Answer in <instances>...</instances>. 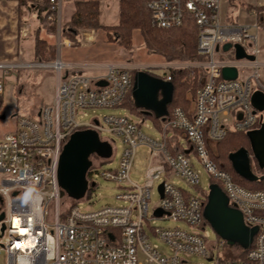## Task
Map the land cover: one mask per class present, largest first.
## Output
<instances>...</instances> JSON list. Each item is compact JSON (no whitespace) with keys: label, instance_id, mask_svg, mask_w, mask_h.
<instances>
[{"label":"built area","instance_id":"1","mask_svg":"<svg viewBox=\"0 0 264 264\" xmlns=\"http://www.w3.org/2000/svg\"><path fill=\"white\" fill-rule=\"evenodd\" d=\"M64 1L50 0L54 15L49 19L57 23L58 34ZM147 8L155 28L168 29L192 19L197 27V53L206 57L204 62L171 66L205 68L207 77L196 89L191 109L176 106L160 120L159 139L147 137L125 115H106L91 122L76 118L79 110L119 106L132 87L129 66L105 63L92 66L101 68V74L68 75L59 57L31 64L0 60V97L4 77L12 71L47 68L57 76L53 102L41 106L34 116H20L16 130L0 138V213L4 214L0 248L6 253V264H201L191 261V256L206 259L205 264H264V191L235 181L211 159L206 144L207 140H222L229 130L247 133L264 121V111L255 110L251 103L255 91L264 93L258 15L252 11L257 19L251 24H234L222 12V0H148ZM226 43L231 44L228 50L223 49ZM236 44L253 59H236ZM232 66L237 68V77L224 79L221 69ZM165 79H170L168 74ZM81 129L97 131L100 140L109 144L102 132L121 140L118 167L102 175L122 184L124 190L116 196L122 205L91 211L79 207L77 199L62 207L59 157L68 137ZM141 145L147 147L149 162L139 184L130 180L129 173ZM192 153L223 190L228 204L241 212L245 225L255 228L247 247L237 245L239 259L215 257L205 232L203 195L185 191L170 179L175 175L191 187L198 186L199 171L192 165ZM88 171L86 189L91 190L93 171ZM157 180L163 184V196L150 211L151 190ZM156 209L162 210L160 216L155 215ZM153 218L181 220L192 230L152 226ZM150 234L166 244L169 252L153 245ZM225 243L222 239L218 245Z\"/></svg>","mask_w":264,"mask_h":264},{"label":"rangeland","instance_id":"2","mask_svg":"<svg viewBox=\"0 0 264 264\" xmlns=\"http://www.w3.org/2000/svg\"><path fill=\"white\" fill-rule=\"evenodd\" d=\"M258 0H222V12L227 15V17L237 25L241 24H251L257 18L252 14V10H247L246 6H250L256 12L259 9L264 10L263 6L257 3ZM106 2V3H105ZM118 0H101V4L105 6L110 4L112 7L109 12H112V18L105 16L104 12L101 18V22L104 25L115 24L118 19ZM254 4H253V3ZM107 7V6H106ZM106 11V10H105ZM37 19V18H36ZM26 20H24L25 22ZM63 22V21H62ZM39 23L38 19L29 20V29L34 30L36 24ZM23 25V24H22ZM58 29V28H57ZM90 30L81 31L84 36L85 32H91ZM97 31L95 35V41L89 46L82 48L79 53L84 56L92 58L93 61H114V62H129L133 64L131 66V74L133 77V88L132 91L135 93V82L138 71H146L148 75L155 77L159 82H167L165 76L171 72V66L180 64L181 62L170 61L168 62L161 55L149 54L147 50L142 46L143 37L139 30L133 31V42L129 48L120 47L116 44H109L106 41L104 30H94ZM48 31L46 33L43 31L40 37L45 38L49 43L54 39L48 38ZM40 34V32H39ZM259 39L263 34L262 29L259 30ZM58 42L60 40L58 32L55 34ZM261 47V44H260ZM34 35L25 34L20 40V53L16 60L23 63H35L39 62L37 58L34 57ZM120 49V52H119ZM264 54V53H263ZM233 56V52H230ZM259 54L258 58H261ZM56 58V57H55ZM55 60V59H54ZM44 63H49L52 61H43ZM160 65H159V64ZM189 63V62H184ZM52 69L47 68H34V67H24L17 71H12L8 76L4 77V94L0 97V138H3L5 134L14 132L17 128L18 118L20 116H34L40 109L41 105L46 103H52L54 100V91L56 84V77L53 74ZM261 75L264 77V72L262 68H259ZM73 74H82L79 72ZM43 101V102H42ZM167 108L158 111L161 115L157 117L156 115H140L131 111L130 106H116L112 108L107 107H97L89 108L77 111L76 118L82 122H91L94 118L103 119L106 115H125L130 117L134 122H136L140 130L151 139H159L161 137L159 131V122L162 115H166ZM172 108L168 109L169 114ZM241 112V110H238ZM36 113V114H34ZM263 113V112H262ZM102 137H106L111 142L107 147L105 154L103 155L107 160L102 162L98 157L94 161L97 164L92 168V178L89 177L91 181V190L79 194L76 198L79 207L85 210H97L105 205H122L123 201L118 199L116 196L123 192L122 184H119L113 179H108L102 172L104 171H114L118 167V163L122 153V142L121 140L109 134L107 132L101 133ZM251 152V151H250ZM108 157V158H107ZM190 159L194 169L199 171V184L197 187H191L186 184V182L175 175H171V181L175 182L185 191L192 194H196L202 191H207L211 184H216V182L211 181L203 166L197 160L195 154L190 155ZM149 162L148 150L145 145H141L136 148L133 163L130 169L129 178L132 182L142 183L144 172L147 168ZM216 162V161H215ZM256 162L255 158L250 154V164ZM166 177L163 175L161 179ZM160 180H157L154 187L151 190V195L149 199L150 211L155 208L160 201V194L158 192V184ZM207 195V193H206ZM71 197L69 194H63L61 202L64 204H69L71 202ZM75 203V201H73ZM65 206V205H64ZM0 212L2 211V206L0 205ZM152 226L167 229L180 227L186 230H192V227L186 222L181 220L172 219H159L153 218L150 221ZM205 232L208 234V244L211 246V252L219 259H239V253L237 245H229L227 242L224 246L220 247L218 244L221 242L222 238L218 236L211 226L206 223ZM150 240L153 245L158 247L162 252L168 253V247L159 238L150 234ZM195 263L205 264L206 259L200 258L198 256H191L189 258ZM0 264H6V253L0 248Z\"/></svg>","mask_w":264,"mask_h":264},{"label":"trees","instance_id":"3","mask_svg":"<svg viewBox=\"0 0 264 264\" xmlns=\"http://www.w3.org/2000/svg\"><path fill=\"white\" fill-rule=\"evenodd\" d=\"M16 1L18 3L19 28L23 24L25 10H37L41 26L29 32V34L34 35V57L41 62L53 61L56 57V45L54 43H49L45 38L39 35L43 27H47V30L53 33V35L58 32L57 23L49 19L50 16L54 15L50 0ZM65 1H71L74 4V11L68 21H60L59 37L60 39L70 40L72 46H77L80 43L82 30L93 29L104 30L107 42L114 43L121 48H129L133 42V31L139 30L143 37L142 46L149 54L161 55L168 62H204L206 60V57L198 54L196 50L197 27L194 21L190 18H186L181 25L176 27L168 29L155 28L150 24V13L147 8L148 0H118V20L115 24L111 25H104L101 22L102 10L100 0ZM246 7L247 10L253 9L250 6ZM256 13L257 15H259V13L263 15L262 20H259L261 28L264 26V10L259 9ZM168 75L170 79L167 82L171 84V95L166 103L167 115H169L168 109H173L176 106H180L185 110L191 109L196 89L206 80V69L201 67L195 69L171 68V72ZM132 88L133 85L119 106H130L131 111L140 115H145L142 113L140 107L136 105ZM206 144L211 159L214 162L216 161L215 163L219 168L229 172L235 181L245 188L264 191V179L248 181L240 177L235 173L228 159L229 153L241 147H245L250 151L249 140L245 132L229 130L222 140L216 142L207 140ZM104 154L105 152L101 154L95 151L90 155V170L96 166V162L94 161L95 158L97 159L98 157L102 162L107 160L103 156ZM250 165L254 174L259 176L264 175V168H260L257 162ZM199 191L201 192V190ZM84 192H86V190ZM202 192L204 200L206 201L207 191ZM60 194L62 197L63 194L68 193L65 189L60 187ZM71 199V204H73V201L77 200L75 197H71ZM64 205L66 204L62 203V207H64ZM204 223L208 222L204 219Z\"/></svg>","mask_w":264,"mask_h":264},{"label":"water","instance_id":"4","mask_svg":"<svg viewBox=\"0 0 264 264\" xmlns=\"http://www.w3.org/2000/svg\"><path fill=\"white\" fill-rule=\"evenodd\" d=\"M231 48L230 43L223 45L224 50ZM218 49V48H217ZM234 56L236 59H253L252 55L246 54L244 49L234 45ZM221 74L224 79H235L238 75L237 68L223 67ZM162 90L163 98L156 99L158 90ZM144 98L140 100V95ZM171 95V84L159 82L151 78L146 72L138 71L135 82V93H133L136 105L147 109L144 114L153 113L159 117L158 111L166 108V103ZM147 100V101H146ZM251 103L257 111H264V93L255 91L251 96ZM167 112V111H166ZM249 140L250 151L241 147L228 154V159L235 173L248 181L264 179L252 172L250 165V154L255 158L258 166L264 168V121L260 127L246 133ZM109 146L106 141L100 140L98 132L93 129H81L74 131L63 144L58 162L59 186L73 197L84 193L87 187L86 175L91 165L90 155L93 152L104 153ZM160 197L163 196V184H158ZM155 215L162 214L161 209L154 211ZM4 217L0 213V220ZM203 217L215 231L229 245L247 247L252 240L255 228H249L243 221L239 210L228 204V198L217 184H211L208 188L206 202L203 208ZM4 229V224L0 231Z\"/></svg>","mask_w":264,"mask_h":264},{"label":"crops","instance_id":"5","mask_svg":"<svg viewBox=\"0 0 264 264\" xmlns=\"http://www.w3.org/2000/svg\"><path fill=\"white\" fill-rule=\"evenodd\" d=\"M255 4H258L264 7V0H258L257 3ZM100 6L102 10V15L104 12L105 16L107 17L109 16L112 18V12L110 13L109 10L110 11L114 10V9H110L113 5L111 6L110 4L109 5L106 4L105 6H103L102 4H100ZM73 11H74V4L71 1H64L61 7L60 21H63V22L68 21ZM252 11L254 10L252 9ZM262 13H259V15L257 16L258 20H262L263 18ZM18 18L19 17H18L17 1L16 0H0V60H16L18 58V54L20 53V40L23 36H25V34L30 32L31 30L29 29L30 26L28 24V21L29 20L37 21L38 19V22H39L37 10H25V14L23 15V18L26 21L24 22L23 20V25L20 28H19ZM39 26H41L40 22L36 24L34 29H36ZM260 29H262L263 34L260 36V39H259V42L261 44L260 54L262 53L261 58L259 60L261 62L260 68H262L264 72V54H263L264 53V26H262ZM46 30H47V27L41 28L39 35H41L43 31L46 33ZM22 31L25 32V34H22ZM47 33H48L47 36H49L48 38L54 39V44L56 45V57H59V59L67 65L64 71L65 74L73 75V73H76V72L86 74V75L101 74L102 73L101 68L92 67V66L102 65L105 63H117V64L129 66V67L133 65L125 61L123 62H118V61L117 62H114V61L95 62L92 60V58L84 56L83 54H80L79 51L82 48L89 46L91 43L95 41V35L97 34V31L92 30L91 32H85L84 36L82 35V39L77 46H72L70 40L68 39H60L58 42V39H56L55 34L53 35V33H51L50 31H48ZM50 42L53 43L52 41ZM108 43L113 44L110 42ZM119 52H120V49H119ZM50 71H52L53 74L55 75L56 83H57V76H56L55 71L53 70H50ZM261 77L264 81V77L262 75ZM55 87H56V84H55ZM140 109L142 113L143 111L147 110L141 107ZM236 114H238V116L240 115L239 112H236ZM145 115H155V114L152 111V113L145 114ZM166 116H168L167 112H166V115H162L160 120H162Z\"/></svg>","mask_w":264,"mask_h":264},{"label":"flooded vegetation","instance_id":"6","mask_svg":"<svg viewBox=\"0 0 264 264\" xmlns=\"http://www.w3.org/2000/svg\"><path fill=\"white\" fill-rule=\"evenodd\" d=\"M151 78H153V79H155V77H152L151 75H149ZM132 79H133V77H132ZM144 98V94H141L140 95V100H142ZM163 98V95H162V90L161 89H159L158 90V92H157V94H156V99L157 100H161ZM147 101V100H146Z\"/></svg>","mask_w":264,"mask_h":264}]
</instances>
